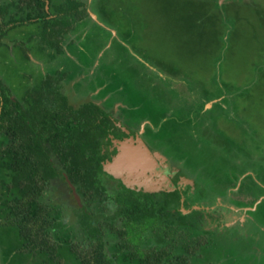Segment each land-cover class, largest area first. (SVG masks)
Instances as JSON below:
<instances>
[{
	"label": "rangeland",
	"instance_id": "374dc122",
	"mask_svg": "<svg viewBox=\"0 0 264 264\" xmlns=\"http://www.w3.org/2000/svg\"><path fill=\"white\" fill-rule=\"evenodd\" d=\"M50 1L46 8H52L53 18L61 13L53 4L65 0ZM79 1L83 18L70 20L72 29L62 44L65 53L52 59L47 53L56 50L39 48L41 26L23 22L27 10L18 9L19 0H0L3 81L14 86L20 99L47 73L68 74L59 92L71 105L90 102L91 93L97 101L106 97L107 107L120 102L118 115L124 124L145 127V138L141 136L142 145L128 137L118 142L114 159L125 142L141 146L143 152L145 144L157 152L156 157L148 152V161L167 160V167L155 171L149 162L141 168L130 164L131 171L120 168V178L112 167L114 159L104 163L105 172L100 162L99 177L108 192L164 202L153 209H170L182 216L183 224L196 225V240L215 249L199 253L189 264H264V0ZM22 81L28 86L19 85ZM114 107L109 109L112 114ZM157 172L171 174L169 188ZM10 178L0 168V264H45L48 256L23 252L18 229L2 225L3 201L13 197L6 189ZM54 184L43 201L58 205L63 218H47L41 226L56 243L80 227L75 199L60 201L69 187L59 183L53 191ZM173 190L181 193L175 204L169 202ZM189 194L199 195L201 206L192 204ZM114 205L108 203L107 216L115 214ZM97 210L94 205L87 213ZM146 231L142 247L159 246L160 234ZM179 232L192 240L190 232ZM105 239L111 242L109 249L117 242L115 237ZM59 254L64 264H78Z\"/></svg>",
	"mask_w": 264,
	"mask_h": 264
},
{
	"label": "trees",
	"instance_id": "16d2710c",
	"mask_svg": "<svg viewBox=\"0 0 264 264\" xmlns=\"http://www.w3.org/2000/svg\"><path fill=\"white\" fill-rule=\"evenodd\" d=\"M48 2L51 4L50 0H19L18 9L27 10L23 22L41 26L39 48L55 49V54L47 53L53 59L56 53L64 52L59 37L72 29L73 17L83 18L79 9L83 2L65 0L60 6L53 4L54 11H61L53 18L51 5L50 11L46 8ZM3 45L0 40V47ZM13 74L21 76L18 71ZM53 75L47 73L41 84L27 93L28 96L24 95L25 102L22 98L12 100L11 86L0 76V168L11 175L5 186L8 193L13 194L12 199L3 201L6 214L2 225L18 229L24 240L22 251L48 256L45 264H64L61 252L67 258L76 259L78 264H189L200 258L199 253L215 249L196 240L198 236H193L196 225L183 224L180 214L161 207L153 209L164 202L150 198L140 200L125 191L108 192L99 177V139L104 132L102 123L109 122L107 119L99 121L101 110L97 106L81 110L69 106L67 97L59 92V82L68 74ZM19 85L24 87L26 83L22 81ZM52 155L78 184V193L87 203L85 209L99 207L97 212H92L94 215L78 209L79 230L73 236L64 234V239L56 243L41 226L47 224L46 219L56 209L42 200L44 187L58 176L51 162ZM189 195L192 204L201 206L199 195ZM180 198L179 191L169 193L170 203L175 204ZM110 202L115 204V214L107 216ZM146 230L160 234L159 246L142 247ZM180 230L192 233L187 236H192V240L184 237ZM106 235L117 239L110 249L111 242L105 239Z\"/></svg>",
	"mask_w": 264,
	"mask_h": 264
},
{
	"label": "flooded vegetation",
	"instance_id": "af4514ba",
	"mask_svg": "<svg viewBox=\"0 0 264 264\" xmlns=\"http://www.w3.org/2000/svg\"><path fill=\"white\" fill-rule=\"evenodd\" d=\"M59 38L61 40L60 44L62 45L64 43V41H65V35L62 36V37H59ZM72 43H74V41H72ZM63 53H65V51ZM66 76L63 79H61V81L59 82V88H61V85H62L63 81H68V78H67L68 76L67 77ZM39 84H41V83L39 82L38 85ZM73 84H74V82L72 83V87H73ZM35 87H30L25 92L22 90L23 94H22L21 98L23 99V96L27 95V93H30L31 91H33V88H35ZM10 89H11V92H12V100H15V98H17V97L15 96L14 91H17V90L14 87L13 88L11 87ZM81 94H84V92H81ZM92 95H93V93H91V94H89L87 96L88 98H90V102L88 101L87 103H84L81 107H78V108L70 104V101H69L68 97H67V102H68V105L73 107L74 110H81V109H86V108H95L97 106L101 110V114L99 115V121H104L106 119L108 120V122H109L108 124H106V123L103 124L102 123V127H103L104 132H102L103 134L101 135V137L99 139V147H100L99 150H100V154H101L99 160L102 163V168L104 170V163L109 161V160L112 161L114 159V157L119 153L118 142H121L122 140H124L125 138L128 137L129 139L132 138L134 141L138 140L142 144L141 136H142V138H145V127L142 128L143 126L142 127L140 126L138 129H136V128H131L128 125L124 124L123 119H121L120 116L118 115V112L120 111V107L122 105L120 102H117L116 104L113 105V107L115 106L114 107V112L115 113L112 114L111 112H109V109L113 108V107H107L106 104H104L106 102L105 101L106 97L102 98L100 101H97V100H94L95 98H93ZM17 99H19V98H17ZM23 100L25 102L26 99H23ZM26 103H28V101H26ZM148 145H149V143H148ZM125 146L126 145L124 143L122 145V148H123V155L125 157L126 162H130L131 164H138V162L140 163V161L143 160V155L140 154L137 151L138 148H134L136 150V152H137V156H139L141 158V160H136V159L133 158L131 161H129L127 156H126V154H125V152H124ZM144 146L145 147H142V148L147 149V152L153 153L154 154L153 156L156 157L155 153L157 154V152H155V151L153 152L145 144H144ZM55 158H56V160H55ZM159 161H160L159 163L156 162V160L154 161V163L149 162V166L150 167H156L155 171H158V169H160V168H164L165 169V167H167V166H165L163 164H165L167 160H164V161L163 160H159ZM51 162L53 163V167L56 169V172L58 173V176L55 177V178L50 179L48 185H46L44 187V189H43L44 190V197H45V195L47 193H49V187L52 184L55 183L54 186L52 187L53 191H55L54 189L56 188L57 184H59V183H60L59 185L65 184V186L67 185L69 187V189H67L68 193H67V191H65V193H67V194L62 195V196L60 194V196L63 197L62 200L59 197L60 201H64V202H65V200L68 201L69 200V196L70 197L72 196L75 199V201L77 202V207H76L77 209L76 210L85 209V206H86L87 203H86V200L84 198H82L80 196V194L78 193V184L74 183L72 181V179L70 178V176L66 173V171L63 170V167L59 164V161L57 160V157L52 155L51 156ZM142 165H144V163H142ZM168 170H169V167H168ZM177 171L179 172L178 169H177ZM177 171L174 172L173 175L169 174V172H167V173L166 172H164V173L157 172L158 173L157 174L158 175V180H160V181L164 180V182L166 183L167 187L169 188V175L174 177V176L178 175ZM104 172H105V170H104ZM60 179H62V182H60L61 181ZM57 182H59V183H57ZM149 188H150V186H149ZM135 191H139V190H134L133 192H135ZM141 191L148 192L144 188V186H142V190ZM61 192L63 193V191H60V193ZM151 193H155V192H151ZM167 193H169V192H167ZM51 194H53V193H51ZM51 194H49V195H51ZM76 196H78V198ZM137 198L140 199V200H144V198H139V197H137ZM151 200H153V199H151ZM154 201H156V200H154ZM51 205L54 208L56 207V209H54V211H53L54 214H52L51 218H55V221H56V218H59V219L63 218V215L60 214L59 210H57V209H59L58 208L59 206L58 205H53L52 203H51ZM85 210L87 211V209H85ZM71 214H73V213H71ZM72 222H74V221H71V223ZM75 222H76V220H75ZM68 226H70L69 222H68ZM226 233H224V236H227L226 239L230 240V236H229L228 232H226ZM230 241H232V240H230ZM235 242H237V241H235ZM238 242L241 243L240 241H238ZM241 244H246V243L243 242Z\"/></svg>",
	"mask_w": 264,
	"mask_h": 264
},
{
	"label": "water",
	"instance_id": "95a60500",
	"mask_svg": "<svg viewBox=\"0 0 264 264\" xmlns=\"http://www.w3.org/2000/svg\"><path fill=\"white\" fill-rule=\"evenodd\" d=\"M140 145H142L141 143H139ZM121 154L120 155H118L115 159H114V162H113V169H114V172L115 173H117V175L120 177V178H122V176H123V174H118V173H122L121 171H119L120 170V168H123V167H127L128 169H129V171H131L130 170V162H126V160H125V157H124V155H123V148H121ZM141 150V146L140 147H138V152L140 153V154H142L143 155V160H141L140 161V163L138 162V164L136 165V168L137 167H139V168H141L142 167V163H144V165H146L149 161V159H147V156H148V152H147V149H144L143 148V150L145 151V152H143L142 150ZM147 161V162H146ZM77 198H78V196H76Z\"/></svg>",
	"mask_w": 264,
	"mask_h": 264
},
{
	"label": "bare ground",
	"instance_id": "6f19581e",
	"mask_svg": "<svg viewBox=\"0 0 264 264\" xmlns=\"http://www.w3.org/2000/svg\"><path fill=\"white\" fill-rule=\"evenodd\" d=\"M125 145L126 146H125L124 152H125L129 161H131L133 158L136 160H141V158L139 156H137L136 150L131 147L129 142H125Z\"/></svg>",
	"mask_w": 264,
	"mask_h": 264
}]
</instances>
